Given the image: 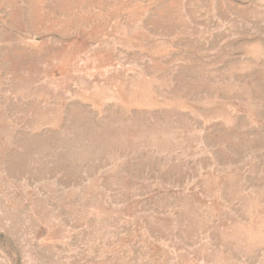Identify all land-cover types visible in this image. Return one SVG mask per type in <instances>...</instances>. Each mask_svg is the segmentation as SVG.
I'll list each match as a JSON object with an SVG mask.
<instances>
[{"label":"rangeland","instance_id":"374dc122","mask_svg":"<svg viewBox=\"0 0 264 264\" xmlns=\"http://www.w3.org/2000/svg\"><path fill=\"white\" fill-rule=\"evenodd\" d=\"M0 264H264V0H0Z\"/></svg>","mask_w":264,"mask_h":264}]
</instances>
